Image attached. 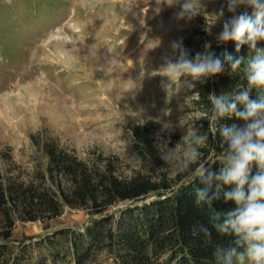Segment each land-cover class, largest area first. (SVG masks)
Instances as JSON below:
<instances>
[{"label": "rangeland", "instance_id": "374dc122", "mask_svg": "<svg viewBox=\"0 0 264 264\" xmlns=\"http://www.w3.org/2000/svg\"><path fill=\"white\" fill-rule=\"evenodd\" d=\"M202 3L208 14L186 21L177 19V8L159 10L154 0H0V180L42 183L49 142L89 162L110 161L119 175L131 176L143 168L132 124L148 125L155 142L169 141L170 148L186 131L199 130L205 112L195 102L196 89L176 84L166 90L170 82L155 72L164 56L175 58L173 41L182 40L190 58L218 42L223 21L209 14L222 6L224 19L231 14L225 0ZM160 169L177 172L166 164ZM96 217L66 206L48 227L17 220L14 258L75 264L69 256L61 260L66 244L51 239H60L61 228L84 231ZM92 264L116 263L106 250Z\"/></svg>", "mask_w": 264, "mask_h": 264}, {"label": "trees", "instance_id": "16d2710c", "mask_svg": "<svg viewBox=\"0 0 264 264\" xmlns=\"http://www.w3.org/2000/svg\"><path fill=\"white\" fill-rule=\"evenodd\" d=\"M248 13L251 15L252 9ZM204 35L209 33L204 32ZM257 46L264 47V41L258 42ZM210 52L222 62L225 53L245 60L250 56L247 45L236 52L231 41L212 42ZM243 83V73H232L225 62L221 73L204 82H195L198 96L195 102L207 112L211 93L231 94ZM251 98H257L255 90ZM233 124L242 126L243 122L234 116L224 117L218 127ZM131 132L143 166L131 176L119 175L110 161L104 165L89 162L59 149L55 142H49L45 145L49 162L47 173L41 174L42 183L0 180V264H12V261L20 264L10 248L17 220H40L48 227L52 219L63 214L66 206L84 209L97 217L85 226L84 231L68 227L56 232L60 239L52 238L51 241H55V245L60 242L67 245L61 260L69 256L75 264H92L108 250L116 264H215V247H227L233 238L218 234L212 227L211 218L220 213L223 219L224 213L235 208L234 202H226L223 195L231 190V186H223L220 198L213 200L210 206L206 203L197 206L195 189L205 185L197 180L185 187L183 174L177 171L171 176L160 169L165 164L148 125L134 123ZM199 132L209 136V147L202 149L203 160L210 164L207 165L210 171L218 173L223 166L219 154L227 145L218 132L213 137L207 119L202 122ZM214 191L215 183L209 195ZM153 194L155 197L148 200ZM120 202L129 205L110 211ZM200 226L211 231L210 242L199 232ZM60 255L59 250L52 252L55 261Z\"/></svg>", "mask_w": 264, "mask_h": 264}, {"label": "clouds", "instance_id": "9594fccd", "mask_svg": "<svg viewBox=\"0 0 264 264\" xmlns=\"http://www.w3.org/2000/svg\"><path fill=\"white\" fill-rule=\"evenodd\" d=\"M154 2L159 10L161 7L177 8L176 17L180 20L191 21L202 12L205 16L208 14L202 0ZM225 3L231 14L229 18L224 19L223 6L209 14L215 17V23L223 21L217 40L219 43L234 42L236 52L247 45L250 50L248 59L225 53L222 62L209 51L210 44H205L203 52L190 58L179 40L171 44L175 58L164 56L162 65L155 72L170 82L164 85L166 90L176 84L194 89L195 82H204L221 73L225 62L232 73H243L245 83L238 85L231 94L213 92L208 96L210 108L200 118L207 119L213 137L218 132L227 145L219 154L223 166L218 173L209 170L207 165L210 164L203 160L202 152L209 147V136L198 129L186 131L173 148L168 146L169 141L157 146L164 164L184 175L185 187L197 180L205 185L195 189L197 206L205 203L210 206L213 200L220 198L223 186H231V190L223 195L226 202H234L235 208L224 213L223 219L220 213L211 218L212 227L218 234L233 238L229 246L215 247V264H264V47L257 46L258 42L264 41V0H225ZM241 8L244 11L238 12ZM249 8L252 9L251 15L247 11ZM253 90L257 93L256 99L251 98ZM233 116L243 125L218 127L221 118ZM170 127L165 124L164 130ZM214 183L215 191L209 195ZM199 232L208 242L211 241L209 228L200 226Z\"/></svg>", "mask_w": 264, "mask_h": 264}]
</instances>
